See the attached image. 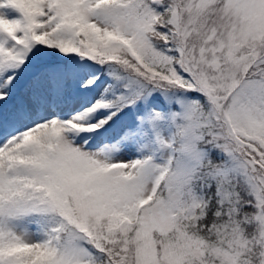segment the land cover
Masks as SVG:
<instances>
[{"label": "snow or ice", "instance_id": "1", "mask_svg": "<svg viewBox=\"0 0 264 264\" xmlns=\"http://www.w3.org/2000/svg\"><path fill=\"white\" fill-rule=\"evenodd\" d=\"M0 264H264V0H0Z\"/></svg>", "mask_w": 264, "mask_h": 264}]
</instances>
